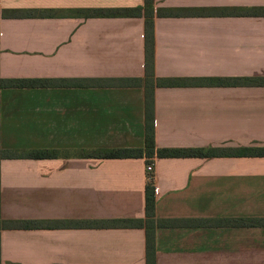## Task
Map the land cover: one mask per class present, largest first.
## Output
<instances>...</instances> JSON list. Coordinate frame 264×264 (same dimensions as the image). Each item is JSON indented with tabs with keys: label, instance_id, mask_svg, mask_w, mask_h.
Wrapping results in <instances>:
<instances>
[{
	"label": "crops",
	"instance_id": "0c3cea01",
	"mask_svg": "<svg viewBox=\"0 0 264 264\" xmlns=\"http://www.w3.org/2000/svg\"><path fill=\"white\" fill-rule=\"evenodd\" d=\"M144 4L0 0V77L55 84L1 89V147L62 154L1 160V218L146 220L153 180L155 219L168 222L156 228V264H264V226L232 223L264 218V156L85 155L145 147V88L94 85L145 78V18L86 15ZM256 8L264 0H155L156 77L189 83L155 89L158 148L264 147V85L210 83L264 77V15L248 14ZM18 9L55 15H2ZM146 255V229L138 226L1 230L2 264H146Z\"/></svg>",
	"mask_w": 264,
	"mask_h": 264
},
{
	"label": "trees",
	"instance_id": "16d2710c",
	"mask_svg": "<svg viewBox=\"0 0 264 264\" xmlns=\"http://www.w3.org/2000/svg\"><path fill=\"white\" fill-rule=\"evenodd\" d=\"M1 14V12H0ZM251 15H264V8H256L248 12ZM3 16L12 18L24 17H52L54 10H5ZM86 15L91 17H144L145 18V78H119L106 79L95 84L96 86H143L145 88L146 101V133L145 147L143 148H101L86 152L88 157L95 158H173V157H210L225 153H235L236 156H264V147H237L236 149L224 148H193L175 147L158 148L156 145V117H155V89L156 87H172L187 85L186 78H159L155 73V0H145L144 6L132 8H99L87 9ZM159 16H173L172 11H158ZM214 85H264V77H232V78H212ZM118 83V84H117ZM70 84V83H69ZM55 85L48 79H27L0 77V91L5 87L33 88L39 86ZM1 102V94H0ZM61 151L57 149H3L0 143V163L5 158H55L61 156ZM151 163V161H148ZM0 210H1V174H0ZM156 187L153 180H150L146 187V220L123 219L117 221H42V220H2L0 213V264L1 256V230L2 229H37L47 227H72V226H98L123 224L126 227H143L146 229V264H156V228L166 225L165 220H156ZM237 226H264L263 219H234L232 221Z\"/></svg>",
	"mask_w": 264,
	"mask_h": 264
},
{
	"label": "built area",
	"instance_id": "2783aa9c",
	"mask_svg": "<svg viewBox=\"0 0 264 264\" xmlns=\"http://www.w3.org/2000/svg\"><path fill=\"white\" fill-rule=\"evenodd\" d=\"M148 172L150 173V178L153 179L154 178V174H155V165L154 164H148Z\"/></svg>",
	"mask_w": 264,
	"mask_h": 264
}]
</instances>
